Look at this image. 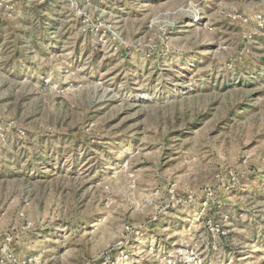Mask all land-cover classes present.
<instances>
[{"label":"rangeland","instance_id":"374dc122","mask_svg":"<svg viewBox=\"0 0 264 264\" xmlns=\"http://www.w3.org/2000/svg\"><path fill=\"white\" fill-rule=\"evenodd\" d=\"M264 0H0V264H264Z\"/></svg>","mask_w":264,"mask_h":264},{"label":"built area","instance_id":"2783aa9c","mask_svg":"<svg viewBox=\"0 0 264 264\" xmlns=\"http://www.w3.org/2000/svg\"><path fill=\"white\" fill-rule=\"evenodd\" d=\"M258 21H259V22H261V23H262V22H264V20H260V18H259V20H258Z\"/></svg>","mask_w":264,"mask_h":264}]
</instances>
